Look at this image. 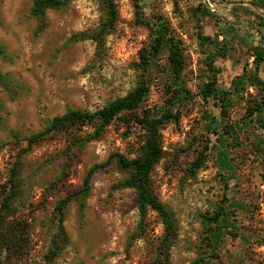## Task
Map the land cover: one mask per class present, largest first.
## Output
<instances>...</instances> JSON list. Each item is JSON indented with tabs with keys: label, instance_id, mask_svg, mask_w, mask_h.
<instances>
[{
	"label": "rangeland",
	"instance_id": "obj_1",
	"mask_svg": "<svg viewBox=\"0 0 264 264\" xmlns=\"http://www.w3.org/2000/svg\"><path fill=\"white\" fill-rule=\"evenodd\" d=\"M251 1L143 0L138 15L133 0H114L119 19L99 51L93 40H71L99 26L104 11L97 0L48 10L44 21L31 14L34 0H0V188L13 165L23 162L16 217L28 222L31 241L29 254L15 264H149L155 257L162 221L151 211L146 233L130 243L140 222L136 194L116 188L128 172L111 161L93 174L83 210L77 200L67 208L70 244L54 261L47 258L57 203L81 189L87 173L112 154L138 156L144 125L127 128L116 121L82 147H71L64 134H52L25 151V140L71 109L96 112L133 91L143 75L140 53L161 21L186 57L180 82L187 99L173 85L164 53L154 62L138 113L151 119L178 115L162 125L165 156L153 173L159 199L179 226L170 264H192L199 257L205 217L220 206L229 211L234 227L226 231L211 264H264V129L252 112L263 93L248 79L234 85L246 65L255 73L251 46L261 33L250 21L256 17L232 9L234 2H244L264 17ZM204 5L215 13H207ZM222 31L230 42L224 49ZM260 75L264 79V69ZM208 84L218 89L216 97H206ZM93 133L88 127L79 135ZM200 155L205 161L194 171Z\"/></svg>",
	"mask_w": 264,
	"mask_h": 264
},
{
	"label": "trees",
	"instance_id": "obj_2",
	"mask_svg": "<svg viewBox=\"0 0 264 264\" xmlns=\"http://www.w3.org/2000/svg\"><path fill=\"white\" fill-rule=\"evenodd\" d=\"M72 1L74 0H34L31 14L40 21H44L48 10L61 9L68 6ZM97 1L101 4L104 11V16L99 26L93 31L76 34L71 40H93L97 44L99 51H101L105 45L106 37L115 29L119 15L114 0ZM133 1L137 9V14L140 15L143 0ZM250 3L264 10V0H253ZM204 9L209 14L215 13L207 5H204ZM232 9L235 11L242 9L252 16H255L256 19L250 21L251 27L255 28L257 26L258 31L261 33V37L257 43L251 46L250 55L254 58L255 73L247 71L248 65H246L244 67V73L236 77L234 85L236 87L240 86L248 79L252 82V85H255L261 90L263 93L262 102L254 106L252 112H254L253 115L255 113L259 114L257 120L264 129V79L260 75L264 69V32H261L264 29V17L256 13L251 7L245 6L244 2H234ZM221 34L225 38L224 43H222V49H224L223 47H227L230 42L223 31ZM207 39L210 40L211 38L207 37ZM232 47V45L229 47L230 50L233 49ZM229 51L221 54V57H226ZM2 53L3 50L0 47V55ZM164 53L167 55L169 73L173 85L181 89V92H183L181 94L182 98L186 100L188 91L183 89L180 82L182 73L186 68V57L180 43L172 34V31L161 21L157 25L149 47L143 49L140 53L138 67L141 69L143 75L138 86L133 91L125 97L116 99L96 112L71 109L64 115L50 120L45 130L26 138L27 148L25 151H29L52 134H64L70 140L71 147H82L85 143L101 137L106 129L116 121L123 123L127 128H131L133 124H141L144 125L146 131L145 139L140 147L138 156L130 159L123 154H112L107 163L96 165L87 173L81 189L57 203L53 215L56 232L53 235L51 249L47 255L50 261H54L70 244V237L64 226L69 204L73 200L80 201L81 209L83 210L85 200L90 194V183L93 174L98 169L106 167L109 162L115 161L121 168L128 172V176L117 184L116 188H130L135 191V202L140 214L138 230L130 237V243L144 236L147 231L148 215L151 211L156 212L164 226V234L155 248V257L149 264L171 263V250L177 243L179 226L174 212L159 199L155 188L153 173L156 166L165 156L161 135L162 125L165 120L177 119L178 115L169 112L163 113L160 118L151 119L149 115L141 116L138 113L149 93V81L154 62ZM213 84H208L205 87L204 93L206 97L217 96L218 89ZM88 127L93 128L94 133L90 134L87 138H81L79 134ZM224 154L222 153L221 156ZM204 161V156L200 155L197 161L192 164L194 171L200 169ZM23 168L24 163L17 161L11 169L8 180L0 188V264H15L27 256L31 249L28 230L29 224L27 221L16 217L17 208L15 207L16 202L22 194ZM232 227H234V224L232 223L230 213L223 206H220L219 210L213 215L205 217L202 244L204 249H206L204 250L202 248V253H200L199 257L192 264H211L215 253H217L222 243L223 236Z\"/></svg>",
	"mask_w": 264,
	"mask_h": 264
},
{
	"label": "water",
	"instance_id": "obj_3",
	"mask_svg": "<svg viewBox=\"0 0 264 264\" xmlns=\"http://www.w3.org/2000/svg\"><path fill=\"white\" fill-rule=\"evenodd\" d=\"M247 5H250V6H252L251 4H247ZM253 7V6H252Z\"/></svg>",
	"mask_w": 264,
	"mask_h": 264
},
{
	"label": "crops",
	"instance_id": "obj_4",
	"mask_svg": "<svg viewBox=\"0 0 264 264\" xmlns=\"http://www.w3.org/2000/svg\"><path fill=\"white\" fill-rule=\"evenodd\" d=\"M247 4H249V3H247ZM247 4H246V5H247Z\"/></svg>",
	"mask_w": 264,
	"mask_h": 264
}]
</instances>
